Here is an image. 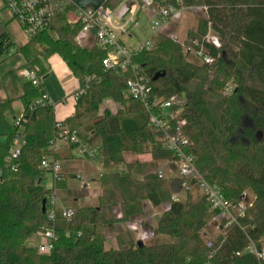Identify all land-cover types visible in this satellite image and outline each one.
I'll return each mask as SVG.
<instances>
[{
    "label": "trees",
    "instance_id": "16d2710c",
    "mask_svg": "<svg viewBox=\"0 0 264 264\" xmlns=\"http://www.w3.org/2000/svg\"><path fill=\"white\" fill-rule=\"evenodd\" d=\"M124 1L107 0L104 7L114 10ZM204 2L207 16L200 18L185 42L201 38L211 22L221 39V47H209L214 58L211 64L191 56L184 43L163 31L153 48L134 51L132 62L148 80L151 100L174 95L183 99L179 118L185 119L183 132L191 142L186 150L194 154L207 181L216 184L232 204L241 200L245 190L253 193L252 204L239 218L243 229L232 224L208 246L201 231L218 211L208 208L199 187L192 183L185 201H172L182 190L181 179L179 175L160 178L157 170L161 161L173 164L175 158L163 147L143 103L128 95L131 69L104 68L101 60L106 50L97 44L85 47L78 43L82 24L69 22L68 14L77 6L67 1L46 29L17 47L25 59L23 67L35 70L41 78L39 85L29 80L24 83L19 127L7 119L13 100L0 101L1 135L5 137L0 141V264H264L250 253L237 255L247 246L248 236L264 246V0ZM154 3L157 7L179 6L177 0ZM53 54L66 62L83 90L74 113L61 123L85 140L94 136L99 141L103 170L97 204L79 206V198L72 199L73 193L68 192L62 200L74 215L66 219L58 213L54 222L43 212L49 189L41 161L57 133L58 121L53 103L33 105L47 94L43 80L48 70L43 59ZM157 73L164 75L154 80ZM229 83L234 87L226 94ZM107 100L120 105L115 113L108 108L100 113ZM18 133L25 142L16 167L11 168L5 159ZM150 144L154 148L148 150ZM147 151L150 160H127L128 154ZM119 166L125 169L115 170ZM68 178L65 174L58 181L61 192ZM145 202L154 207L171 202L170 209L158 217L154 233L172 240L138 246L133 232L118 229V246L107 248V228L143 215ZM51 226L58 238L50 252H38L27 244L41 228Z\"/></svg>",
    "mask_w": 264,
    "mask_h": 264
},
{
    "label": "built area",
    "instance_id": "2783aa9c",
    "mask_svg": "<svg viewBox=\"0 0 264 264\" xmlns=\"http://www.w3.org/2000/svg\"><path fill=\"white\" fill-rule=\"evenodd\" d=\"M67 1L72 0H3V9L9 12V20L5 21L0 15V52H17V48H12L14 41L6 29V25L11 21H16L22 29L28 33L30 38L36 36L39 32L46 29L56 13L63 7ZM107 0H104V3ZM200 3L186 5L183 0H177L179 4L169 7H158L155 15L151 19L152 36L147 39L136 50L151 49L155 45V40L164 27L177 15L183 11L200 10L207 16L208 6L205 0H197ZM73 2V1H72ZM125 1L124 3H126ZM74 3V2H73ZM145 8H156L154 0H142ZM75 4V3H74ZM76 5V4H75ZM122 10V13H130L135 15L138 12L136 4L129 5ZM77 6V5H76ZM1 9V10H3ZM0 10V11H1ZM111 11L104 7L99 8L87 7L81 8L77 6L74 11L68 14L70 23H81L82 27L76 36L78 43H82L87 35L92 34L96 44L107 51L105 57L101 60V65L107 69L118 71H126L131 69L133 76L127 82L128 95L134 99L140 100L149 114V122L151 126L159 133V139L165 149L171 151L174 155V163L178 168V175L181 179V189L187 191L193 183L198 186L201 192L206 196V205L210 210H217L218 219L223 220L219 225L221 234H225V229L236 224L239 227V218L244 217L246 209L252 202H246V193H243L241 200L237 204H232L226 199L221 189L216 184H211L198 170L193 153L186 149L191 144L187 135L184 134L183 128L186 124L185 119H180L179 115L183 106V99L174 95L169 99L151 100L152 88L139 72V66L132 62V54L129 49L120 41L117 34V27L113 25ZM221 47V39L212 27L211 22L208 23L207 31L201 38H191L184 43V49L191 56L197 58L202 63L211 64L214 58L209 53V47ZM21 75L25 80L31 81L34 85L41 83L35 70L23 68ZM234 85L229 83L225 89L226 93H230ZM83 90L79 89L76 93V99ZM53 103L48 94L35 100L33 105H45ZM21 118L15 121V126L19 127ZM57 133L51 141L48 153L41 161V168L44 169L43 180L50 178L47 186L49 192L45 197V213L50 221L54 222L56 215L61 214L66 219H71L74 215L73 208L63 203L62 197L58 190V181L64 177L62 164L58 157L61 145L75 146L74 149L86 158L102 161V150L98 143H88L77 130H71L65 127L61 122L56 124ZM24 135L18 133L15 142L9 150V154L5 159L7 166L15 168L21 154V148L24 144ZM160 178L165 177L162 168L157 170ZM76 177L82 180V175L77 174ZM176 195L172 196V201H179ZM163 211H167L171 207V202L162 205ZM120 216V213H118ZM145 215L134 216L127 224L136 231H139V238L146 240L154 235L153 231L144 228L143 220ZM242 228V227H241ZM243 229V228H242ZM39 235L45 240L40 244V252L48 253L54 247V242L58 238L54 226L43 227L38 231ZM80 235V233H79ZM249 242L244 250L237 252V255L250 253L260 262H264V246H258L250 236ZM212 245V243L210 244ZM212 255L210 256V258Z\"/></svg>",
    "mask_w": 264,
    "mask_h": 264
},
{
    "label": "rangeland",
    "instance_id": "374dc122",
    "mask_svg": "<svg viewBox=\"0 0 264 264\" xmlns=\"http://www.w3.org/2000/svg\"><path fill=\"white\" fill-rule=\"evenodd\" d=\"M126 1H127L126 3H128L129 5L136 4L138 6V10H140L138 16L137 15L134 16L132 14L127 15V19H126L127 26L130 29H132V31H133L132 36L131 37H128V36L125 37V34L120 36L122 39L121 42L125 43L126 47L129 49L130 52H134L139 48V46L141 44H143L147 40L148 37H150L152 35L151 19H152V15H155L158 7L156 6V8H153V7L152 8H145L143 6L142 0H126ZM124 2L121 5H119L116 9L111 11V16H112L113 20L118 19L117 16L121 17V15L122 16H123V14L125 15V13H122V10H124L127 7L126 3H124ZM3 4H4L3 0H0V10L3 9ZM194 14L195 13H191V10L183 11L179 15H177V17H175L174 19H172L170 21V24L168 26L169 29L175 30V33L178 32V34H179L178 40L182 43H186L184 39H185L187 33L190 31H194L193 28H195V26L199 23L200 18L203 17V16H201L199 18L198 15H194ZM0 15L5 21H8L10 18L9 12L6 11L5 9L0 11ZM6 26H7L6 29H7L8 33L10 34L11 38L14 41L12 48L15 49V48L23 45L29 39L30 36L28 35L27 32H25L22 29V27L18 24V22L11 21ZM163 32H165V30H163ZM95 44H96V42H94V44H92V46H94ZM2 58L3 57H0V59H2ZM9 66L10 65L8 63L7 64H5V63L0 64V73L1 74L6 73ZM16 71L18 72L17 67H16ZM16 75L18 76L17 73H16ZM226 94H230V93H226ZM22 107H23V104L20 102H16L13 105V111L9 112L7 115V119L9 122L15 123V121L21 117ZM119 107H120V105L118 103H116L112 100H107L101 106L100 113H103L104 110L107 108L115 113L119 109ZM14 116L16 118H14ZM98 142L99 141L97 139H95V141L93 143H98ZM98 144H100V143H98ZM153 148H154V145L150 144L148 147V150H151ZM134 159H139L142 161L150 160L151 159V153L149 151H147V152L140 154V155H135V154H128L127 155L128 161H131ZM119 167H116L115 170L121 171V170L125 169V166H123L122 168H119ZM160 168H162V170H164L165 178L169 177L171 175H174V176L177 175L178 176V168H177L175 163L172 164L169 161H161L158 164V169H160ZM77 171L82 172V171H79L78 169H77ZM99 171L100 170H98V172ZM101 171H102V168H101ZM81 174L84 176V179H83L84 181L96 180L97 183H93L90 185L89 188H85L82 186V181L78 180L75 175H68L69 178L67 179V182L65 183V185L62 189L63 192H61L58 188L59 194L61 195V197H63L68 192H72L74 196L71 198L73 199L75 197H78L79 199H78L77 204L79 206L85 205V204L95 205V204H97V197L102 192L99 181H98V178L100 177V175L97 173H94L93 175L86 176L83 172ZM92 176H95L96 178L91 179ZM49 181H50V178L45 180L44 183L47 184V183H49ZM243 193H246V200L245 201L248 203L252 202V200L254 198L253 193L249 190H245ZM174 195L178 196L180 198V200H182V201H185L187 198V192L183 191V190H181L179 193H175ZM72 199H71V202H72ZM143 212L145 215L144 220H143L144 228L149 229V230L153 231V233H154V228L156 227L158 217L163 212V206L154 207L150 202H145V208H144ZM129 221L130 220H128L124 224H120V225L116 226V228H110V227L107 228V238H108L107 243H106L107 248L118 246L117 234H118L119 230L120 231L121 230H124V231L127 230V231H130L131 233L133 232L134 240H141L139 238V231L133 230L128 226L127 223ZM222 222H223V220L218 219L217 217H214L206 225V227L202 229V231H201L202 238L204 239L205 242H207L208 246H210L211 243L215 242L217 237L221 234V230L219 229V225ZM171 240H172V238L166 237V236H162V237L157 238V236L154 233V235H152L150 238H148L144 241L143 240H141V241H143L146 244H154V243L161 242V241L164 242V241H171ZM44 241L45 240L39 235V233H36L28 239L27 244L29 246L33 247L36 251H40L39 246Z\"/></svg>",
    "mask_w": 264,
    "mask_h": 264
},
{
    "label": "crops",
    "instance_id": "0c3cea01",
    "mask_svg": "<svg viewBox=\"0 0 264 264\" xmlns=\"http://www.w3.org/2000/svg\"><path fill=\"white\" fill-rule=\"evenodd\" d=\"M139 12L140 10H138V12L135 15L138 16ZM191 13H195L194 15H198L199 18L205 15L204 12L200 10H191ZM128 14L130 13H127L125 15L123 14V16L121 15V17L117 16L118 19L113 20V25L118 28L117 34L120 38V41L122 40L120 37L121 35L125 34V37L127 36L131 37L133 33L132 29H130L127 26L126 19ZM169 24L170 22L164 27L163 30H165V32H168L170 35L178 39L179 36L178 32L175 33V30L169 29L168 27ZM197 27L198 24L195 26V28H193V30H196ZM150 37H148L147 39H149ZM186 37L184 40H186ZM94 42L95 40L93 35L89 34L80 44L85 47H91L92 44H94ZM123 44L125 45V43ZM0 57H3L2 59H0V64L8 63L10 65L6 73H4L5 75L0 73V101L11 99L13 100L14 104L16 102L22 103L20 98L24 94V83L26 80L25 78L22 77L21 70L24 68L23 66L25 63V59L18 52L11 53L8 51L0 52ZM43 63L46 69L48 70V76L43 80V85L45 91L47 92L51 101L54 104L55 119L58 122H61L74 113L75 105L77 101L76 93L79 91L80 84L79 81L73 76L68 65L61 58L60 55L53 54L50 57L43 59ZM16 67L18 72L16 71ZM16 73L18 74V76L16 75ZM14 104H12V106ZM22 113H23V107H22ZM14 118L16 117L14 116ZM1 132L2 130L0 126V141H3L5 137L1 135ZM86 141L88 143H93L95 141V137L90 136L86 139ZM58 153L64 174L76 176L77 174H81L83 172L86 176H88V175H93L94 173L101 175V172L103 171V170L101 171V161L83 157L74 148H70L69 146L66 145H61ZM122 167L123 166H120L119 168ZM77 169L82 172H78ZM98 170L100 171L98 172ZM95 178H96L95 176L91 177V179H95ZM83 179L84 176L82 175V180H81L82 186L85 188H89L91 184L97 183L96 180L84 181ZM46 185L48 186L49 183H47Z\"/></svg>",
    "mask_w": 264,
    "mask_h": 264
},
{
    "label": "water",
    "instance_id": "95a60500",
    "mask_svg": "<svg viewBox=\"0 0 264 264\" xmlns=\"http://www.w3.org/2000/svg\"><path fill=\"white\" fill-rule=\"evenodd\" d=\"M77 6L81 8H87V7H93V8H99L104 4V0H72ZM164 75V73H157L154 76V80L159 78L160 76ZM43 212H45V200L43 201ZM143 241H138V246H142Z\"/></svg>",
    "mask_w": 264,
    "mask_h": 264
}]
</instances>
